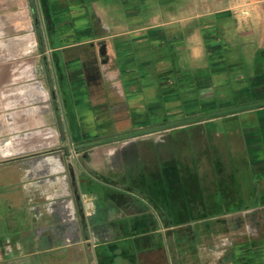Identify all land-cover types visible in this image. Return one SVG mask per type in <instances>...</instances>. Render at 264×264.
<instances>
[{"label":"crops","instance_id":"1","mask_svg":"<svg viewBox=\"0 0 264 264\" xmlns=\"http://www.w3.org/2000/svg\"><path fill=\"white\" fill-rule=\"evenodd\" d=\"M222 120L263 168L264 0H0V258L264 264V205L249 209L262 211L253 226L225 220L216 200L214 214L165 220L161 232L149 201L115 184L161 178L156 157L166 158L162 171L174 167L175 132ZM59 132L77 148L72 165L36 156ZM197 223L209 231L193 256L175 240L171 260L164 230Z\"/></svg>","mask_w":264,"mask_h":264},{"label":"rangeland","instance_id":"2","mask_svg":"<svg viewBox=\"0 0 264 264\" xmlns=\"http://www.w3.org/2000/svg\"><path fill=\"white\" fill-rule=\"evenodd\" d=\"M232 120L216 121L213 124L203 127H192L179 130L175 132V135L179 141V148L177 155L172 158L170 164L174 167L168 168L162 171L161 163L163 161V155L158 154L156 157L155 168L159 167V176L161 178L151 179L144 174V181L129 180L116 181V185L119 189L130 188L135 193V198L145 199L150 203V212L155 217L157 229H161L168 222H199L205 219L207 216L214 214V211L208 210L209 204L218 200L220 211H227L224 215H228L226 218L235 221V223L241 224L243 221H255L258 218V214L262 211L259 209L249 211H233L236 208L241 207L248 201L249 193L247 192L245 181L251 177L252 182L257 188L259 193L264 192V167H258L249 163L251 158H248L247 148L242 142L236 141L228 131V126L231 125ZM62 133V134H61ZM61 139L56 145L44 146L42 152L36 156L43 158L46 162L51 160L53 156H64L67 163L73 164L77 156V148L72 144L71 138L68 132H59ZM161 134H155V138H159ZM55 135L53 132L44 131V140L55 143ZM172 139V137H171ZM166 141H170L169 138ZM181 144V145H180ZM186 152V156L185 153ZM180 154V155H179ZM168 159L169 156H167ZM208 160V164L202 163V159ZM32 158V157H31ZM166 159V158H164ZM200 160L202 165H206L208 168L209 178H203L202 195L199 194V179L194 177L195 172L198 174L200 166L197 164V160ZM203 160V161H204ZM170 161V160H169ZM219 169V176L216 178L214 174H210V170L214 172V167ZM249 163V164H248ZM49 165V164H48ZM141 162H137L131 165L129 169L135 170L138 167L141 168ZM154 168V169H155ZM205 168V167H204ZM131 171V170H130ZM182 173V174H181ZM200 177V176H199ZM132 181V182H131ZM148 185L151 192L148 195L143 185ZM249 184H247L248 186ZM147 187V186H146ZM246 188V189H245ZM200 197V198H199ZM3 196L0 195V217L3 214L2 208L4 206ZM196 203V204H195ZM192 207V208H191ZM186 208V209H185ZM222 209V210H221ZM221 216V215H220ZM223 220V219H220ZM221 223V222H220ZM225 223V222H224ZM192 224L189 226H177L170 230H164L167 237L173 239L163 238L164 244L170 249V258H174V242L181 241L186 248L188 258L192 257L196 238L199 237L205 229ZM208 224V223H204ZM222 224V223H221ZM253 226V222H250ZM251 230L255 228L251 227ZM241 234H236V247L235 252L242 249L241 244L243 238ZM176 247V244H175ZM238 250V251H237ZM22 264H25L23 260H20ZM19 260H15L11 264H20ZM121 261V260H120ZM173 262V261H172ZM122 264L124 262L121 261ZM0 264H4V260L0 258ZM173 264V263H172Z\"/></svg>","mask_w":264,"mask_h":264},{"label":"trees","instance_id":"3","mask_svg":"<svg viewBox=\"0 0 264 264\" xmlns=\"http://www.w3.org/2000/svg\"><path fill=\"white\" fill-rule=\"evenodd\" d=\"M34 9V8H33ZM34 21H35V25H36V29L38 28V19L37 16L34 15ZM38 42L40 45H44V41L43 38L41 36V34L38 32ZM86 160H88V157L86 156V158H84ZM245 181H248L247 183L245 182V184H249L250 186L254 185V183L252 182L253 180L251 179V177L247 178ZM249 198L248 201L245 202L241 207L236 208L233 211H245V210H249V209H253V208H257L259 206H263L264 205V196H258L256 193V190L252 187H249ZM225 213H227V211H219L218 214L219 215H224Z\"/></svg>","mask_w":264,"mask_h":264},{"label":"flooded vegetation","instance_id":"4","mask_svg":"<svg viewBox=\"0 0 264 264\" xmlns=\"http://www.w3.org/2000/svg\"><path fill=\"white\" fill-rule=\"evenodd\" d=\"M205 158V160L204 159H202V163L204 162V163H206V164H208V160H206V157H204ZM204 160V161H203ZM197 164L200 166V170L198 171V174H199V176L201 177V180H202V182H203V178L205 179L206 177L207 178H209V176H208V168H207V166L206 165H202V163L200 162V160L198 159L197 160ZM205 167V168H204ZM209 171H210V174L212 175V174H214V172H212V170H210L209 169ZM214 171V170H213Z\"/></svg>","mask_w":264,"mask_h":264}]
</instances>
